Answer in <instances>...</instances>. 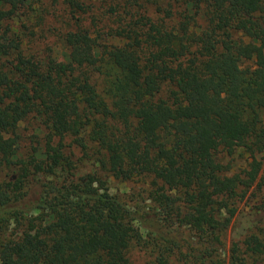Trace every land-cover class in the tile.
Instances as JSON below:
<instances>
[{"label":"trees","instance_id":"1","mask_svg":"<svg viewBox=\"0 0 264 264\" xmlns=\"http://www.w3.org/2000/svg\"><path fill=\"white\" fill-rule=\"evenodd\" d=\"M31 2L0 0V264H135L136 247L146 264H264L256 232L221 253L250 191L264 210V0H64L60 59L19 29ZM238 151L234 171L221 155ZM110 178L150 179L148 212Z\"/></svg>","mask_w":264,"mask_h":264},{"label":"rangeland","instance_id":"2","mask_svg":"<svg viewBox=\"0 0 264 264\" xmlns=\"http://www.w3.org/2000/svg\"><path fill=\"white\" fill-rule=\"evenodd\" d=\"M64 0H35L26 7L22 13V20L20 25L25 24L26 29L22 28L27 36V43L34 49H40L43 52L54 50L57 53L58 59L62 58V38L63 34V13L60 3ZM109 0H86L88 5L93 7V11L97 14L101 12L100 7L104 8L108 6ZM47 53V52H46ZM38 124L32 120L20 122L18 128V134L21 137V144L25 149H29L32 146V139L35 135L39 134ZM41 137L43 132L40 133ZM75 157H81V153L75 149ZM239 152L233 156H229L226 153L221 155L222 161L226 165L232 166L234 171H238L245 167V159L239 156ZM259 158H264V155H260ZM82 172H88L91 170L89 165L82 168ZM11 170H1L0 180L6 178L10 179ZM46 180L44 177L39 179ZM150 179L135 178L129 182H119L112 178L109 179V186L111 192L120 197L128 207L132 210H136L141 213L147 211V207L152 206L150 200V193H152L153 186ZM35 190H38L37 184L34 183ZM152 187V188H151ZM252 191L248 194L247 198L238 206V213L230 224L227 233L224 236V249L221 251L222 258L228 260L231 256L233 242L242 240L247 234L251 232L259 233L262 242H264V210L256 209L257 200L254 197ZM145 213V212H144ZM174 236L178 240H184L190 237V233L185 228L173 227ZM9 236V234L7 233ZM130 257L135 264H146L149 260V255L145 251L139 250L137 247L133 248Z\"/></svg>","mask_w":264,"mask_h":264}]
</instances>
